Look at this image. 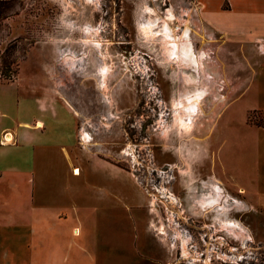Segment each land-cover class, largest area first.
Returning a JSON list of instances; mask_svg holds the SVG:
<instances>
[{
  "label": "rangeland",
  "instance_id": "obj_1",
  "mask_svg": "<svg viewBox=\"0 0 264 264\" xmlns=\"http://www.w3.org/2000/svg\"><path fill=\"white\" fill-rule=\"evenodd\" d=\"M194 3L0 0V142L9 143L3 135L16 128H48L43 138H27L30 144L26 141L19 151L1 153L0 147V163L2 156L27 162L29 151L34 170L19 171L21 179L28 173L46 181L66 175L59 143L69 149L72 127L65 126L62 137L58 124L36 127L37 120L66 110L77 134L71 148L77 151L80 145L89 158L96 154L130 172L147 197L153 225L164 206L175 210L178 204L166 190L186 199L197 180L215 190L204 191L188 210L203 223L210 217L217 222L218 229L207 233L218 235L225 250L200 257L186 239L165 236L158 221L162 257L154 260L157 264H264V218L243 210L235 187L228 188L211 169L222 166L230 174L240 162L237 135L243 114L229 104L242 74H249L248 60L235 41H221L205 27ZM166 24L172 38L181 40L186 29L197 64L169 55ZM195 91H202L199 106L189 115L181 104ZM244 113L246 122L264 123L263 112ZM75 169L72 174L78 173ZM85 172L83 177L92 178L91 171ZM155 178L160 181L156 187ZM219 188L224 205L217 199ZM196 244H201L198 237Z\"/></svg>",
  "mask_w": 264,
  "mask_h": 264
},
{
  "label": "crops",
  "instance_id": "obj_2",
  "mask_svg": "<svg viewBox=\"0 0 264 264\" xmlns=\"http://www.w3.org/2000/svg\"><path fill=\"white\" fill-rule=\"evenodd\" d=\"M194 4L205 27L221 41H235L250 68L249 74H242L238 94L229 104L239 106L243 114L237 135L240 162L230 174L212 165L213 176L228 188L235 187L243 210L264 218V124L246 122L244 113H264V0H195ZM63 112L37 120L36 127L58 124L62 137L70 124L76 142L75 119ZM23 128L10 131L9 143L0 142L1 153L19 151L26 141L30 144L27 138L33 140L35 134L43 138L48 131ZM73 142L69 149L59 143L68 168L61 179H35L30 173L21 179L19 171L34 170L29 151L27 162L23 157L2 156L0 264H157L154 260L162 257L157 222L150 221L140 184L121 166L96 154L89 158L77 143L78 150H73ZM73 167L77 174H72ZM86 169L92 178L83 177Z\"/></svg>",
  "mask_w": 264,
  "mask_h": 264
},
{
  "label": "flooded vegetation",
  "instance_id": "obj_3",
  "mask_svg": "<svg viewBox=\"0 0 264 264\" xmlns=\"http://www.w3.org/2000/svg\"><path fill=\"white\" fill-rule=\"evenodd\" d=\"M168 166V165H166ZM162 167V166H161ZM154 187L160 184V181L158 178H155L152 180ZM196 187L190 191V193L186 194V199L184 197L175 196L172 194L171 191H168L169 196L174 200V202H178L177 205H175L176 209H168L164 206L165 211L163 213L159 214V218L157 219V222L160 221L161 224L164 226V232L163 234L167 237L170 236V234L173 235L175 239H178L179 241L182 239H186V244L189 248V250H193L196 254H199L201 256H205L207 253H213L216 254L219 252L222 253L221 250H225L224 246L222 245V240L220 237L213 236L211 233H207L208 231H215L217 230V222H213L211 217L207 218L208 223H203L201 219H197L196 215L193 212H190L189 206L192 204L194 205L195 199L197 197L202 196L203 192L206 190L213 189L212 185L209 184L207 181H195ZM214 190V189H213ZM215 191V190H214ZM219 196L217 197L218 201L224 205L226 204V197L223 193V189L219 188ZM165 200L168 199V195L163 197ZM216 199V200H217ZM191 204V205H190ZM179 208L180 213H177V209ZM226 210V208H225ZM207 225V226H206ZM171 231V232H170ZM161 233V232H160ZM175 233V234H174ZM203 236V237H201ZM199 238V241L201 244H196V239ZM214 237V238H213ZM208 239V241H206ZM217 239H220L219 241ZM219 244V248H218ZM219 250V251H217ZM177 251V250H176ZM174 252V256H176L177 252ZM206 252V253H205ZM213 255L210 254L209 259L212 260ZM202 258H200L201 260Z\"/></svg>",
  "mask_w": 264,
  "mask_h": 264
},
{
  "label": "bare ground",
  "instance_id": "obj_4",
  "mask_svg": "<svg viewBox=\"0 0 264 264\" xmlns=\"http://www.w3.org/2000/svg\"><path fill=\"white\" fill-rule=\"evenodd\" d=\"M164 27H165L164 35L166 37L170 38V40H166V43L169 44V49H170L169 55L171 56L173 54H176L178 57L181 56L187 62V64H192V63L197 64L199 62V60L193 54L191 45L189 43L190 41L187 38L188 36H187L186 29H185V32L182 36V39L180 40L179 38H177V39L172 38L174 36V34L172 33V30L167 26V24ZM201 92L202 91H195L192 95H190L189 97L186 98V100H187L186 105H185V103L181 104V106H183V108H185L186 110L189 111V115L191 112H193L195 110V108H197L199 106L198 100L201 97ZM177 104H180V102H178ZM187 123H188V121H187ZM84 137H86V136H84ZM3 140L5 142H10L12 140V134L9 132L4 133ZM77 172H78V169H76L74 171V173H77Z\"/></svg>",
  "mask_w": 264,
  "mask_h": 264
},
{
  "label": "trees",
  "instance_id": "obj_5",
  "mask_svg": "<svg viewBox=\"0 0 264 264\" xmlns=\"http://www.w3.org/2000/svg\"><path fill=\"white\" fill-rule=\"evenodd\" d=\"M264 124V123H263ZM257 125H262V124H257Z\"/></svg>",
  "mask_w": 264,
  "mask_h": 264
}]
</instances>
